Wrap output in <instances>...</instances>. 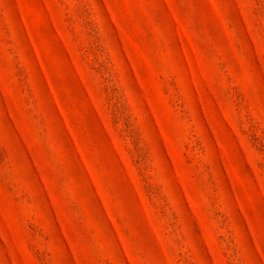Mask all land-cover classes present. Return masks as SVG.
Here are the masks:
<instances>
[{
    "label": "rangeland",
    "instance_id": "1",
    "mask_svg": "<svg viewBox=\"0 0 264 264\" xmlns=\"http://www.w3.org/2000/svg\"><path fill=\"white\" fill-rule=\"evenodd\" d=\"M0 264H264V0H0Z\"/></svg>",
    "mask_w": 264,
    "mask_h": 264
}]
</instances>
